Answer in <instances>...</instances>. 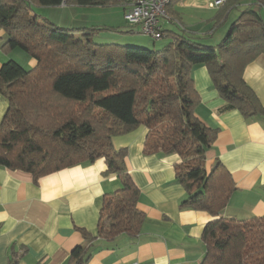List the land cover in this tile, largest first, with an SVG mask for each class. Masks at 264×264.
Masks as SVG:
<instances>
[{"label": "trees", "instance_id": "obj_1", "mask_svg": "<svg viewBox=\"0 0 264 264\" xmlns=\"http://www.w3.org/2000/svg\"><path fill=\"white\" fill-rule=\"evenodd\" d=\"M178 1L169 0L167 13ZM59 3L0 0L3 50L19 48L35 60L31 68L14 59L0 66V95L7 101L0 121V166L28 172L36 183L59 169L103 158L104 173L117 175L120 186L102 197L96 233L78 228L84 243L70 251L66 264H87L97 238L111 242L140 233L145 215L125 167L127 150L111 141L139 125L147 128L143 153L180 158L174 165L185 191L179 207L214 217L201 233L205 250L199 264H264V216L221 215L235 185L219 161L205 172V151L218 129L195 115L199 95L191 76L193 66L204 65L225 100L223 109H237L246 118L264 116L243 79L246 64L264 54V0H224L214 25L225 23L233 10L237 15L214 45L162 31L170 42L159 50L96 42L93 37L107 27H60L34 9Z\"/></svg>", "mask_w": 264, "mask_h": 264}, {"label": "crops", "instance_id": "obj_2", "mask_svg": "<svg viewBox=\"0 0 264 264\" xmlns=\"http://www.w3.org/2000/svg\"><path fill=\"white\" fill-rule=\"evenodd\" d=\"M213 1H178L161 19L162 31L188 35L204 44L218 43L236 10L225 23L215 26L221 6L212 7ZM34 9L66 28H118L125 20V7L117 0ZM119 37L130 38L127 43H141L132 35ZM5 40L6 33L0 28V66L9 59L26 68L35 65L19 48L5 52ZM168 42L169 37L159 45ZM191 76L199 95L195 115L218 129L215 141L205 151V172L219 161L235 185L221 215L237 220L264 216V116L246 118L237 109H223L225 100L204 65L193 66ZM243 79L264 108V54L246 64ZM6 108L7 101L0 95V121ZM146 134L147 128L139 125L111 138L115 148H126L125 167L139 189L137 207L145 215L140 233L134 238L121 234L111 242L95 239L87 264H199L204 255L201 233L214 217L206 211L179 207L185 191L175 179L174 165L180 158L176 153H143ZM105 169L104 159L98 158L43 175L35 183L28 172L0 166V264H10L11 259L16 264H66L70 251L84 243L78 228L95 234L103 195L120 186L117 175L105 174Z\"/></svg>", "mask_w": 264, "mask_h": 264}, {"label": "built area", "instance_id": "obj_3", "mask_svg": "<svg viewBox=\"0 0 264 264\" xmlns=\"http://www.w3.org/2000/svg\"><path fill=\"white\" fill-rule=\"evenodd\" d=\"M79 0H60V6L77 4ZM99 4L110 3L111 0H89ZM125 7L123 17L131 26H137L139 33L154 40L162 37L161 19L167 16L166 5L169 0H117ZM224 0H215L212 7H218ZM126 264H146L145 262L133 261Z\"/></svg>", "mask_w": 264, "mask_h": 264}, {"label": "rangeland", "instance_id": "obj_4", "mask_svg": "<svg viewBox=\"0 0 264 264\" xmlns=\"http://www.w3.org/2000/svg\"><path fill=\"white\" fill-rule=\"evenodd\" d=\"M223 2H222V4H223ZM221 5H219V6H221ZM232 14L234 16H236L237 12L234 11ZM230 18H232V17L230 16ZM121 26L122 27L107 28V30H100L99 34H97L95 37H93V40H95L96 42H109V40L110 41L112 40L114 42H118L119 44H123V45L143 46V47L151 48L154 50H159L162 48L159 45V44H161L162 39H167V37H161L160 40L159 39L154 40L148 36H145V35L139 33L137 26L132 27L125 20L123 21V24ZM122 35H129V36L132 35L133 37H138V39L141 41V43H137V44L127 43V42H130L129 40H131V39L130 38L120 39L119 36H122ZM19 60H22V59H19Z\"/></svg>", "mask_w": 264, "mask_h": 264}]
</instances>
